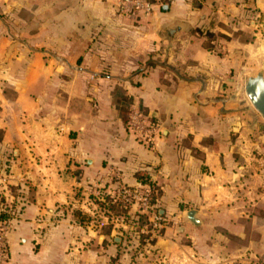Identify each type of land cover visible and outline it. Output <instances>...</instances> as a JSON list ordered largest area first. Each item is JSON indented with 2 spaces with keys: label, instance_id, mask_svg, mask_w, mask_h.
<instances>
[{
  "label": "crops",
  "instance_id": "1",
  "mask_svg": "<svg viewBox=\"0 0 264 264\" xmlns=\"http://www.w3.org/2000/svg\"><path fill=\"white\" fill-rule=\"evenodd\" d=\"M116 2L0 0V194L19 204L9 264H107L119 238L90 200L138 177L162 214L194 209L264 254V143L242 139L264 120L230 110L225 90L263 66L244 65L251 44L232 28L252 1L171 0L130 16ZM134 111L161 134L132 132Z\"/></svg>",
  "mask_w": 264,
  "mask_h": 264
},
{
  "label": "rangeland",
  "instance_id": "2",
  "mask_svg": "<svg viewBox=\"0 0 264 264\" xmlns=\"http://www.w3.org/2000/svg\"><path fill=\"white\" fill-rule=\"evenodd\" d=\"M251 1V6L246 8L248 12L243 25L238 26L236 23L232 25V28L240 32V28L245 29L240 42L251 44V48L246 52L247 58L244 59V65L251 66L249 64L260 62L263 66L258 70L237 75L236 80L230 83L229 87L225 86L229 96L230 110H237L239 106L256 111L246 96L245 81L247 77L254 75L260 69L264 71V0H261L258 6L256 0ZM256 115L261 117L259 113ZM247 116L246 122L251 125L253 118L251 115ZM228 139L233 142L236 138L231 132ZM242 139L243 141L257 139L264 143V131L261 129L255 133L252 132ZM17 189L10 187L9 193L17 195L20 193L16 191ZM1 195L0 228L6 222L5 233L7 234L11 230L10 223L17 216L10 212V208L17 202L13 199L6 201V197ZM98 196L99 199L90 200L95 206V210L92 211L94 212L92 220L96 225L109 227L119 238L117 243L111 241L113 245H116L118 252L109 256L107 264H264L262 251H254L251 246H243V241L237 234H231L225 230V223L222 224L223 227L214 229L210 227L207 219L204 221L202 215H198L202 221L201 224L192 225L184 217L187 211H185L186 206H182L181 212L176 215L162 214L157 203L159 194L156 189L153 194L155 211L164 221H162V227L154 232L147 218L140 215L136 207L125 208L126 206L119 199L114 200L106 194H98ZM9 259L8 250L6 264H9Z\"/></svg>",
  "mask_w": 264,
  "mask_h": 264
},
{
  "label": "built area",
  "instance_id": "3",
  "mask_svg": "<svg viewBox=\"0 0 264 264\" xmlns=\"http://www.w3.org/2000/svg\"><path fill=\"white\" fill-rule=\"evenodd\" d=\"M171 0H117L116 12L122 16H130L135 14H150L156 5H163ZM128 128L138 137L145 141L151 140L154 136L161 134L159 125L142 115L140 112L134 111L130 114L127 121ZM155 188L150 184H142L136 188H129L124 185L117 187L106 193L114 200L119 199L127 207H136L138 213L145 216L152 226L154 232L162 227L164 219L155 211V203L152 202V197ZM100 195V194H99ZM19 204L10 208L12 214H17ZM0 228V264H6L8 260V248L6 241V222Z\"/></svg>",
  "mask_w": 264,
  "mask_h": 264
},
{
  "label": "water",
  "instance_id": "4",
  "mask_svg": "<svg viewBox=\"0 0 264 264\" xmlns=\"http://www.w3.org/2000/svg\"><path fill=\"white\" fill-rule=\"evenodd\" d=\"M261 0H256V5H260ZM163 9H168L167 5H164ZM245 93L251 102L254 109L260 114L264 120V71L260 69L254 75L247 77L245 81ZM184 217L187 222L192 225H200L201 219L195 210H187L184 213Z\"/></svg>",
  "mask_w": 264,
  "mask_h": 264
},
{
  "label": "trees",
  "instance_id": "5",
  "mask_svg": "<svg viewBox=\"0 0 264 264\" xmlns=\"http://www.w3.org/2000/svg\"><path fill=\"white\" fill-rule=\"evenodd\" d=\"M128 121V120H127ZM139 178V180H140V182L142 183V184H148V182L145 180V179H143V177H138ZM152 202H154V198L152 197ZM5 217V216H4Z\"/></svg>",
  "mask_w": 264,
  "mask_h": 264
}]
</instances>
